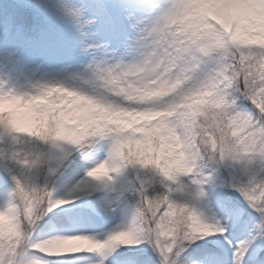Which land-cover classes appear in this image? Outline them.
<instances>
[{"label":"snow or ice","instance_id":"6c2138e0","mask_svg":"<svg viewBox=\"0 0 264 264\" xmlns=\"http://www.w3.org/2000/svg\"><path fill=\"white\" fill-rule=\"evenodd\" d=\"M0 264H264V0H3Z\"/></svg>","mask_w":264,"mask_h":264},{"label":"trees","instance_id":"16d2710c","mask_svg":"<svg viewBox=\"0 0 264 264\" xmlns=\"http://www.w3.org/2000/svg\"><path fill=\"white\" fill-rule=\"evenodd\" d=\"M0 3H3V0H0Z\"/></svg>","mask_w":264,"mask_h":264}]
</instances>
